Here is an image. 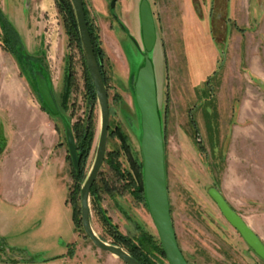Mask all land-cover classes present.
<instances>
[{"label":"rangeland","instance_id":"1","mask_svg":"<svg viewBox=\"0 0 264 264\" xmlns=\"http://www.w3.org/2000/svg\"><path fill=\"white\" fill-rule=\"evenodd\" d=\"M58 1L65 3L0 0L24 41L16 38L11 50L5 49L7 34L0 31V264H126L109 259L73 218L75 180L66 130L72 129L76 143L79 127L84 135L89 125L93 130L77 199L81 211V187L98 147L101 107L97 93L95 99L88 95L81 39L79 45L67 32ZM83 1L105 54L110 130L120 128L133 157L143 162L134 94L136 71L144 63L134 43L144 49L141 0H117L114 9L111 0ZM149 2L157 27L152 57L179 246L189 264H264L209 194L216 187L243 218L244 212L254 213L245 197L251 178L264 177V0ZM74 15L78 28L75 9ZM30 54L41 61L27 63ZM40 73L59 115L43 110ZM70 74L75 81L66 99ZM108 151L121 152L119 160L129 167L118 133L109 131ZM95 182L100 189L97 205L90 193V209L100 237L113 242L116 229L130 236L140 229L158 236L145 193L140 200L132 187L126 188L109 162L104 161ZM106 182L116 187L111 194ZM256 186L253 190L264 195V183L256 180Z\"/></svg>","mask_w":264,"mask_h":264},{"label":"water","instance_id":"2","mask_svg":"<svg viewBox=\"0 0 264 264\" xmlns=\"http://www.w3.org/2000/svg\"><path fill=\"white\" fill-rule=\"evenodd\" d=\"M62 1V0H61ZM75 9L84 58L95 87L101 107V128L98 147L93 165L81 187V223L85 235L101 250L107 251L126 264H142L125 248L100 237L91 220L90 193L105 161L110 131L109 95L94 44L90 34L83 0H71ZM117 0H111L114 9ZM138 17L143 50L134 39L137 49L144 56V63L137 69L134 94L140 126V147L143 159V181L146 202L155 223L158 236L169 264H189L177 238L172 217L166 169L165 134L160 114L158 82L152 53L157 43V27L149 0H141ZM37 86L43 98V108L51 115H59L60 110L43 74H37ZM67 143L73 166L78 169L80 156L72 129L67 127ZM209 194L218 205L227 221L240 233L251 249L264 260V242L248 225L244 218L230 205L223 193L216 187Z\"/></svg>","mask_w":264,"mask_h":264},{"label":"trees","instance_id":"3","mask_svg":"<svg viewBox=\"0 0 264 264\" xmlns=\"http://www.w3.org/2000/svg\"><path fill=\"white\" fill-rule=\"evenodd\" d=\"M58 4L62 12H64L66 15L65 17H66L67 26H68L67 32L80 45V37H79L78 28L75 22L74 9H73L71 0H65V3L58 1ZM84 6H85L86 18H87L90 34H91L92 41L94 44L95 53L97 56V60H98L102 75L104 77L105 75L103 71V67H104L103 59H104L105 54H104L103 49L100 46L95 30L93 29V27L88 21L85 1H84ZM2 17H3V13L0 8V19L1 21L5 22L2 19ZM6 28H10V31H13L15 34H18L17 30L15 29V26L12 23H10V26L6 25ZM3 44H4L5 49L11 50V48H9L8 42L4 41ZM85 79H86L88 95L92 99H95L96 90H95L91 76L87 69H85ZM67 80L68 82H67V87H66V91H67L66 97H65L66 99L69 97L68 95L70 94L71 87L73 86L74 81H75L74 78L72 77V74L68 75ZM117 130L118 131L111 129L110 134L118 133L123 143V154L126 156V160L127 162H129L130 165L128 168L123 167L121 160H119V156H121V152L119 151H110V152L108 151L105 157V161L109 162V164L111 165L115 173L119 176L120 180H122L125 183L124 186L126 188L132 187L131 189H133L132 190L133 193H136V196L140 198V200H145L143 174H142L143 162L141 159L138 160L135 157H133L127 135L119 131L120 128H118ZM83 132L84 131L82 130V127H79L76 133V136H77L76 144H77V149H78V153L80 156V164H81V169L79 171L76 170V168L73 166L70 154L68 155V159L71 160V165L73 166L72 175L75 180V187L73 189V192L71 193L73 218L76 223V226H78L79 224L81 227H82L81 211L80 209H78L77 199H78V195L80 192V182L85 177L82 167L86 161V158H87V155L90 149L91 139L93 138V130L91 126L89 125L87 135H84ZM105 187H106V190L110 192V194L113 192L114 189H116V187L111 186L108 182L105 183ZM99 189H100L99 186H97L95 182L91 189V197H92V202L94 204H96V199H97L95 194L98 193ZM112 232H113V242L111 243L124 247L133 257L139 260L142 264H162V260L160 259L161 258L167 259L164 249L162 247L160 238L149 231L140 229V234L136 236L122 234L117 229L112 230Z\"/></svg>","mask_w":264,"mask_h":264},{"label":"crops","instance_id":"4","mask_svg":"<svg viewBox=\"0 0 264 264\" xmlns=\"http://www.w3.org/2000/svg\"><path fill=\"white\" fill-rule=\"evenodd\" d=\"M261 181L264 183V177H252L251 178V189H249L247 196L245 197L247 200L252 202V211L254 213H246L244 212V218L248 225L253 228V230L262 238L264 239V195L259 192L260 190L254 191L253 189H258L254 187L255 181ZM2 245V243H1ZM111 256H109V259L115 260L119 259L112 253L108 252Z\"/></svg>","mask_w":264,"mask_h":264},{"label":"flooded vegetation","instance_id":"5","mask_svg":"<svg viewBox=\"0 0 264 264\" xmlns=\"http://www.w3.org/2000/svg\"><path fill=\"white\" fill-rule=\"evenodd\" d=\"M0 8H1L2 13H3L2 19L5 21V22H3L0 19V31H2V32L4 31V33L7 34V35H5V38H6L5 41L8 42L9 45L11 44L12 46H14L15 45V41L14 40L16 38H17V40L19 39V40H22V41H23V38H22L20 32L18 31V29L16 28V26H15V29L17 30L18 34H15L13 31H10V34H9L10 28H6V25L10 26V23H12V22H11V20L9 18H7L6 14L4 13V11H3L2 7H1V4H0ZM23 43H24V41H23ZM29 56H30V58L29 59L27 58V60H28L27 63H31L32 62L33 64H36L39 61H41L40 57H37L34 54H30Z\"/></svg>","mask_w":264,"mask_h":264}]
</instances>
